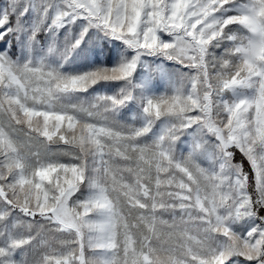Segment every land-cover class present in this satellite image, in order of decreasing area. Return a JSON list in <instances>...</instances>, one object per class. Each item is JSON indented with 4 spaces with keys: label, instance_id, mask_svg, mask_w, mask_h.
<instances>
[{
    "label": "snow or ice",
    "instance_id": "1",
    "mask_svg": "<svg viewBox=\"0 0 264 264\" xmlns=\"http://www.w3.org/2000/svg\"><path fill=\"white\" fill-rule=\"evenodd\" d=\"M0 44V264H264V0H8Z\"/></svg>",
    "mask_w": 264,
    "mask_h": 264
},
{
    "label": "rangeland",
    "instance_id": "2",
    "mask_svg": "<svg viewBox=\"0 0 264 264\" xmlns=\"http://www.w3.org/2000/svg\"><path fill=\"white\" fill-rule=\"evenodd\" d=\"M8 3V0H0V8H3ZM234 30H239L241 34H247V30L243 29L241 26H232ZM77 29H73V35H75ZM67 34L64 30H61L60 34L57 37L58 46H63L65 36ZM41 45L47 44V38L41 34L40 37ZM119 45L118 41H109L107 39L99 38V34L92 35L90 40H87L85 45H82V49H77L69 59V61L64 65V71L69 73H78L87 71L90 68L96 67L98 65H111L115 63L119 59V54L117 50V46ZM5 44H0V48L6 47ZM119 51H124L122 48ZM219 51V50H217ZM13 52L19 53V49L17 47H13ZM145 61L149 64L153 65V67L159 65L163 71L160 74L153 72L152 78L147 81L148 88L154 93H160L166 90L169 81L175 80L177 78V69L180 71H187V69H181L179 65L175 64L172 61L164 60L162 57H145ZM138 76L143 73V68H138L137 70ZM116 84H108V85H96L93 89H89L88 93L81 94L85 97L94 94L95 92H102L107 94H112L116 91ZM137 111V109L130 105L129 108L124 109L120 118L122 119L121 123L128 124L130 122H134L130 120L131 115ZM159 123L153 129V133L159 131ZM150 136L152 134H149ZM25 138L21 136V142H23ZM61 147H64L61 145ZM56 149V146H53V150ZM61 159H67V157H61ZM122 163V162H121ZM202 166H207V163L204 162ZM164 219H169L167 215L164 216ZM48 241L58 245L59 240L62 237L59 234H47ZM44 246H41L38 250L39 252L43 251ZM38 256L37 252H29L27 254V259L30 261L36 259ZM17 259H20L17 256Z\"/></svg>",
    "mask_w": 264,
    "mask_h": 264
},
{
    "label": "trees",
    "instance_id": "3",
    "mask_svg": "<svg viewBox=\"0 0 264 264\" xmlns=\"http://www.w3.org/2000/svg\"><path fill=\"white\" fill-rule=\"evenodd\" d=\"M237 159L240 160V157L238 156ZM243 163H244V165H245V170H247L248 167H249V165L247 164L246 159L243 160Z\"/></svg>",
    "mask_w": 264,
    "mask_h": 264
}]
</instances>
